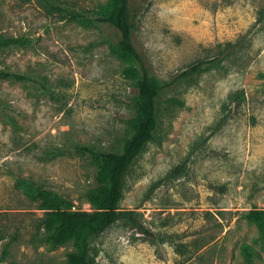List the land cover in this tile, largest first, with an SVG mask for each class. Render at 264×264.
<instances>
[{"label":"rangeland","instance_id":"obj_1","mask_svg":"<svg viewBox=\"0 0 264 264\" xmlns=\"http://www.w3.org/2000/svg\"><path fill=\"white\" fill-rule=\"evenodd\" d=\"M109 0H0V264H66L72 242L44 243L25 179L91 211L97 163L121 152L136 76L95 21ZM133 42L160 85L158 126L130 167L117 223L94 264H264V0H132ZM193 64L197 72L182 76ZM181 166L182 173H169ZM252 249L251 262L241 246Z\"/></svg>","mask_w":264,"mask_h":264},{"label":"trees","instance_id":"obj_2","mask_svg":"<svg viewBox=\"0 0 264 264\" xmlns=\"http://www.w3.org/2000/svg\"><path fill=\"white\" fill-rule=\"evenodd\" d=\"M132 0H109L96 17L95 21L114 28L119 39L113 45V52L130 63L139 65L130 67V74L137 77V95L134 99V117L131 120V135L126 139L121 152H99L83 148L97 163L96 186L89 193L91 211L77 210L58 194L25 179H18L16 187L24 192L36 209L43 211L40 230L44 243L51 248L72 242L75 250L67 254L66 264H94L98 251L95 241L117 223H124L146 236H155L139 220L135 211L123 210L126 176L145 146L152 140L158 126L156 103L161 87L148 74L142 57L133 42V24L130 13ZM17 40L0 37V48L10 46ZM200 64L187 68L182 76L197 72ZM9 78L20 79L0 69V81ZM179 166L169 175L175 177L182 173ZM245 218L253 223L260 236H264V210H250ZM241 253L246 261L251 262L252 249L249 245L241 246Z\"/></svg>","mask_w":264,"mask_h":264}]
</instances>
